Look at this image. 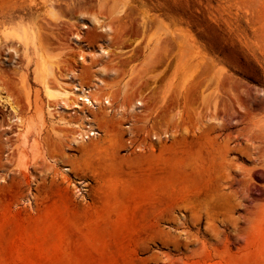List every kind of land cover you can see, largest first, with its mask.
I'll return each instance as SVG.
<instances>
[{
    "label": "rangeland",
    "instance_id": "374dc122",
    "mask_svg": "<svg viewBox=\"0 0 264 264\" xmlns=\"http://www.w3.org/2000/svg\"><path fill=\"white\" fill-rule=\"evenodd\" d=\"M0 264H264V0H0Z\"/></svg>",
    "mask_w": 264,
    "mask_h": 264
},
{
    "label": "built area",
    "instance_id": "2783aa9c",
    "mask_svg": "<svg viewBox=\"0 0 264 264\" xmlns=\"http://www.w3.org/2000/svg\"><path fill=\"white\" fill-rule=\"evenodd\" d=\"M98 78L96 77V79ZM85 79V77L76 79L75 83L78 84L79 90H75L76 95L74 100L77 102V106L70 110V115L77 117V120L73 123V126L76 128L74 134L76 141H87L96 138L105 130L109 131L112 127V106L110 99L106 95H102V99L98 100L99 98L95 97L94 93L102 86L103 80L101 79L102 84L97 85L99 83L97 82L98 80L94 79L92 80V84H89L83 82ZM104 111H106V115L103 113ZM131 134H135V132L131 131ZM133 145L129 140L128 148H132ZM139 145L137 143L135 147Z\"/></svg>",
    "mask_w": 264,
    "mask_h": 264
},
{
    "label": "bare ground",
    "instance_id": "6f19581e",
    "mask_svg": "<svg viewBox=\"0 0 264 264\" xmlns=\"http://www.w3.org/2000/svg\"><path fill=\"white\" fill-rule=\"evenodd\" d=\"M97 23H99V21H96ZM83 28H86L87 27V25H84L83 24V26H82ZM105 30V29H104ZM75 38H77L78 37V34H75V36H74ZM75 43H76V41H75ZM102 51H105L104 49H102ZM71 78L70 76H67V78ZM230 79V78H229ZM228 79V80H229ZM96 80H98L97 82H99V83H97V85L98 84H102V80L100 79V78H98V79H96ZM221 82V81H220ZM233 82V81H232ZM228 87V86H227ZM79 87H78V84L77 83H74L73 84V86L71 87V89H67V88H60V89H51V90H49L48 88V90H47V96L50 98V99H57V102H56V108H61L62 107V105L61 104H67L66 102L68 101V103L70 102V108H73V107H76L77 106V102L74 100V96L76 95V93H75V90H79L78 89ZM236 94H237V91H236ZM9 97V96H8ZM238 97V96H237ZM5 98V97H4ZM11 99V98H10ZM9 100V99H8ZM204 101H207V100H205L204 99ZM234 102V101H233ZM11 103H12V101H11ZM236 103V102H235ZM215 104V103H214ZM237 104V103H236ZM69 105V104H68ZM213 105V104H212ZM215 106V105H214ZM209 107H211V105L209 106ZM48 108L49 109H52V108H54V107H51L50 108V106H48ZM11 109L13 110V112L15 113V111H16V109H15V107L14 106H12L11 105ZM64 109V108H63ZM217 109V108H216ZM213 110V109H212ZM212 110H210V111H212ZM217 111V110H216ZM250 111H251V109H250ZM213 112V111H212ZM249 112V111H248ZM214 113V112H213ZM217 114V113H216ZM252 114V113H251ZM211 115V114H210ZM252 116V115H251ZM13 117L15 118V119H17L18 120V117L14 114L13 115ZM245 118V117H244ZM251 119H252V117H250ZM195 127V126H194ZM72 142H77L76 141V137L73 135L72 136ZM225 147V146H224Z\"/></svg>",
    "mask_w": 264,
    "mask_h": 264
}]
</instances>
